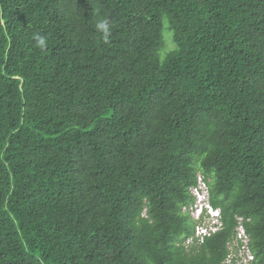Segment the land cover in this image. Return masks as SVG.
<instances>
[{"label": "trees", "instance_id": "1", "mask_svg": "<svg viewBox=\"0 0 264 264\" xmlns=\"http://www.w3.org/2000/svg\"><path fill=\"white\" fill-rule=\"evenodd\" d=\"M202 181L216 218L193 215ZM248 255L264 264V0H0V264Z\"/></svg>", "mask_w": 264, "mask_h": 264}, {"label": "clouds", "instance_id": "2", "mask_svg": "<svg viewBox=\"0 0 264 264\" xmlns=\"http://www.w3.org/2000/svg\"><path fill=\"white\" fill-rule=\"evenodd\" d=\"M97 30L101 31L103 34V40L105 43L109 42V38L111 36V27L110 22L107 19L100 20L96 24ZM35 39L37 40V46L40 48L46 47V39L41 36H36ZM198 190L201 194L207 197L205 200H201L196 202V206L194 207L193 215L196 213V209L201 206L200 208V216L204 212H208L209 214H213L212 218H216L219 215V210L213 208V206L209 203V191L208 186L205 182L198 183ZM211 210V211H210Z\"/></svg>", "mask_w": 264, "mask_h": 264}, {"label": "rangeland", "instance_id": "3", "mask_svg": "<svg viewBox=\"0 0 264 264\" xmlns=\"http://www.w3.org/2000/svg\"><path fill=\"white\" fill-rule=\"evenodd\" d=\"M167 27H168V23L165 22L164 23V31H163V35L165 37V48L163 50L160 51V57L161 59H163V57L171 50H173L176 46L175 43L173 42L172 39V34L171 32L167 31ZM198 202V201H197ZM200 210V209H199ZM194 217L196 218V216L194 215ZM208 223V220L203 221L201 224H206ZM187 243V242H185ZM244 255V252H239L238 257H242ZM236 264H247V262L244 260H238V263L236 262Z\"/></svg>", "mask_w": 264, "mask_h": 264}, {"label": "built area", "instance_id": "4", "mask_svg": "<svg viewBox=\"0 0 264 264\" xmlns=\"http://www.w3.org/2000/svg\"><path fill=\"white\" fill-rule=\"evenodd\" d=\"M193 191L194 192H199V190L197 189V188H194L193 189ZM198 202L200 201V200H197ZM196 201V202H197ZM201 208V206H199L197 209H196V213H195V216L197 217V218H199L200 217V209ZM211 211V210H210ZM199 232H201V233H206L207 232V230H204V229H200V230H198ZM238 237L240 238V239H242L243 240V242L244 243H246V238L243 236V231L242 230H240L239 231V234H238ZM245 251H247V250H244V253H245ZM253 259V257L251 256V255H248V258L245 260L246 262H249L250 260H252Z\"/></svg>", "mask_w": 264, "mask_h": 264}, {"label": "bare ground", "instance_id": "5", "mask_svg": "<svg viewBox=\"0 0 264 264\" xmlns=\"http://www.w3.org/2000/svg\"><path fill=\"white\" fill-rule=\"evenodd\" d=\"M192 193H193V195H194V197L196 198V201L197 200H205V199H207V197L206 196H204L203 194H201L200 192H194V191H192Z\"/></svg>", "mask_w": 264, "mask_h": 264}]
</instances>
